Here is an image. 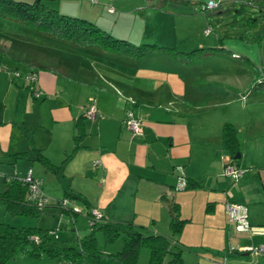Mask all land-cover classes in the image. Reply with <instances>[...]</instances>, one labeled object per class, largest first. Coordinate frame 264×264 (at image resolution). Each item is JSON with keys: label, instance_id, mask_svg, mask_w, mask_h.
<instances>
[{"label": "crops", "instance_id": "0c3cea01", "mask_svg": "<svg viewBox=\"0 0 264 264\" xmlns=\"http://www.w3.org/2000/svg\"><path fill=\"white\" fill-rule=\"evenodd\" d=\"M126 41L134 44L133 39ZM137 42L145 44L141 43L142 40ZM79 49L85 51L86 48ZM95 52L91 53L98 54ZM82 55L81 52L79 61H82ZM170 56L154 50L129 62L136 66L135 69L112 59H100V70L77 68L72 76L64 75L65 80L61 83L49 73L50 69L42 70L43 66L39 65L32 71L34 73L30 72L35 76L31 88L23 83V90L14 85L10 75L2 74L0 193L8 187V178L22 179L28 169L31 176L39 180L41 190L48 198L51 195V199H61L69 193L85 200L87 206L97 209L105 220L110 221V211L118 206L116 197L127 192L131 205L127 209L130 216L127 221L142 227L144 234L163 235L169 239V251L174 248L180 254V262L173 264H193L194 261L196 264H233L251 255L255 257L254 264H262L261 257L248 251L236 238L240 235L259 236L255 243L264 244V170H259L263 178L259 171L254 175L243 170V174L232 181L234 183L228 182L221 174L224 157L220 160V156L226 154L230 157L221 140L223 122L197 114L193 103L172 93L170 85L166 86L169 78L179 80L178 77L161 75L160 64L169 61ZM5 67V71L14 70L8 65ZM34 86L39 90L37 97L33 96ZM164 90L166 95L163 96ZM263 93L264 87L258 86L253 96ZM205 97L207 94L201 96L202 102ZM19 101L23 106L16 114ZM90 101L96 108L93 119L84 116ZM229 101H237L245 108V101L228 99L225 102ZM203 104L208 106L205 102ZM225 105L220 111H226L223 110ZM257 106L255 103L245 115L236 114L235 120L224 118V123L235 127L239 157L242 152L237 131L249 129L251 135L245 140L253 144L254 164L259 156L257 164L263 165L264 151L256 154L255 150L259 140L264 138V124L256 129L258 123L255 120L264 119V100L259 105L260 113L253 110ZM127 108L140 120L141 133L132 134L124 127ZM19 155L25 157L26 164L17 166ZM42 158L55 167L54 171L42 163ZM94 160L99 161L96 167L91 165ZM235 164L239 168L245 166L238 161ZM11 168L13 172L9 174ZM189 181L195 183L188 185ZM88 189L96 195H89ZM106 192L109 197L103 198ZM225 202L246 206L247 219L255 228L254 232L234 229L224 212ZM0 205V222H4L8 214L1 202ZM49 208H44L34 218L9 216L12 220L9 224L40 226L41 214L51 218L48 211L57 210ZM68 215L71 230H88L78 225L77 214ZM173 216L185 220L176 233L169 227ZM49 226L42 228L50 229ZM62 226L66 227L65 223ZM164 260L159 264L168 263Z\"/></svg>", "mask_w": 264, "mask_h": 264}, {"label": "rangeland", "instance_id": "374dc122", "mask_svg": "<svg viewBox=\"0 0 264 264\" xmlns=\"http://www.w3.org/2000/svg\"><path fill=\"white\" fill-rule=\"evenodd\" d=\"M22 1L29 2L30 0ZM43 1L50 8L55 7L53 9H57L58 13L86 19L116 39L126 40L130 38L134 40L135 45L139 43L137 41L142 40L144 42L141 43L150 45L154 43L159 45L158 47L167 48L164 53L171 55V59L160 64L161 75L179 78L177 81L169 78L166 81V86L170 85L172 93L179 95L188 103H193L197 114L209 115L210 120H218L224 123V118L235 120L236 114L245 115L251 107L255 106V103L258 106L253 110L259 111V105L263 104L264 93L258 97L253 96V94L258 86L264 87V84L259 82L261 80L264 82V0L262 2L258 0L252 4L243 0H212L216 6L210 9L202 7L207 0H165L163 2L159 0ZM246 18L256 19L254 26L249 29L242 25ZM89 51H96L95 53L101 57ZM81 52L83 53L82 61H79ZM123 56V54L100 51L96 47H88L85 51H80L79 47L37 33L28 26L10 20L8 17H0V76L2 74L10 75L14 85L22 90L24 89L23 83L31 88V82L25 79V76L29 75L30 72L34 73L32 71H35L39 65L43 66L42 70L50 69L49 73L53 74L61 83L65 80L64 75L72 76L77 68L88 69V71L91 70L90 68L100 70V59H112L135 69L136 66L129 64L135 60L127 61L129 57L124 56L126 58L123 59ZM6 65L14 70L5 71L7 67H3ZM154 80L163 81L162 77L160 80ZM34 88V93L38 96L39 90ZM207 91L214 93H207ZM162 94L163 96L166 95L165 90ZM168 94L171 96V93ZM205 94H207L205 97L207 100L204 98L203 101L208 106L203 104L201 99V96ZM228 99L245 101L243 102L245 108L243 105L237 104V101L226 103L225 101ZM36 101L38 102L39 99ZM19 103L20 106H17L16 114L17 110L23 106L22 101ZM224 105L223 110L226 111H220ZM222 112L223 117H221ZM16 119L18 118L16 117ZM255 121L258 123L256 129H260L264 124L263 117ZM250 135L251 133L247 128L237 131V136L240 139L239 150L242 152L237 161L245 165V168H240L241 170L257 175L259 170H264V164H257L260 162L259 156L256 164H254L253 144L249 140H245ZM245 142L246 144H244ZM258 151L259 153L264 151V138L259 140L255 153L258 154ZM18 157L17 166L26 164L23 155ZM223 157L225 159L227 155L222 154L220 160ZM27 171L28 169L24 173ZM262 171H259V174L263 178ZM12 172L13 168L9 174ZM44 186H47L46 182ZM55 192L58 193V190ZM88 194L96 195L90 189H88ZM50 196L49 200H51ZM102 197H109V192L104 193ZM116 199L118 206L110 211L111 220H109L133 224V222H128L130 216L127 215V209L130 205L129 194L124 192L119 194ZM79 208L81 212L75 216L78 217L76 222L80 227L86 228L89 225L88 218L83 213L84 209L81 206ZM49 209L44 211L47 212ZM48 213L52 217L48 218L41 214L42 219L39 220V223L41 227L51 225L49 226L51 232L48 235L56 245L72 244L77 238L88 233L87 229L71 230L70 217L66 213L58 209L55 212L49 210ZM4 222L12 224L8 215H5ZM62 223H65L66 227L62 226ZM138 228L141 233H145L142 227ZM94 234L97 246L105 254L104 257H101L99 264H119L110 259L107 254L120 250V239L104 243L100 231H95ZM258 237L250 238L246 235H240L236 239L239 244L245 245V248H255L257 246L255 240ZM172 249L174 251V248ZM254 254L256 253L254 252ZM147 258L148 249L139 247L134 264H147ZM164 259H166L164 263L167 262L170 259V254L166 253ZM254 260L255 257L251 255L245 260L233 264H254ZM196 263L197 261L193 262V264ZM4 264H54V260L45 254L32 257L26 251L16 250L14 256Z\"/></svg>", "mask_w": 264, "mask_h": 264}, {"label": "trees", "instance_id": "16d2710c", "mask_svg": "<svg viewBox=\"0 0 264 264\" xmlns=\"http://www.w3.org/2000/svg\"><path fill=\"white\" fill-rule=\"evenodd\" d=\"M158 1V0H156ZM160 2L165 0H159ZM246 3H255L258 0H243ZM262 2V0H260ZM0 17H8L10 20L28 26L31 30L59 39L62 42L80 48L97 47L105 52L124 54L129 59L137 60L139 57L151 54L154 50L165 52L167 48L157 47L152 44L134 45L123 39H116L106 31L96 27L86 19L58 13L57 10L48 7L43 0L16 1L0 0ZM255 18H246L242 24L247 29L254 26ZM171 49V48H170ZM203 51V50H201ZM259 82H264L261 80ZM264 86V85H263ZM221 140L223 148L229 153V158L234 162V154L237 153L236 130L229 123L221 126ZM42 163L50 170L55 169L42 158ZM8 187L0 193V202L3 204L8 216L36 217L44 208L58 209L63 213L76 215L72 206L90 208L86 201L76 196L65 193L61 199H68L70 205L63 207L61 199L48 200L44 207H36L32 201L27 200V189L17 177L8 178ZM193 184L195 182H188ZM73 200V201H72ZM75 200L77 202H75ZM175 207L172 210L174 212ZM185 220L173 216L169 227L173 233L179 232ZM132 223H118L107 220L91 222L87 226L88 233L72 244L56 245L50 240L48 233L51 229L40 226H12L6 222H0V264L11 259L16 250L26 251L32 257L45 254L54 260V264H99L105 254L97 246L95 231H100L104 243H110L120 239L121 248L115 253L107 254L110 259L119 264H134L139 247L149 250V264H159L166 253L170 254L167 264L180 262L178 251H169L170 240L163 235L143 234ZM38 238V242L33 241Z\"/></svg>", "mask_w": 264, "mask_h": 264}, {"label": "built area", "instance_id": "2783aa9c", "mask_svg": "<svg viewBox=\"0 0 264 264\" xmlns=\"http://www.w3.org/2000/svg\"><path fill=\"white\" fill-rule=\"evenodd\" d=\"M90 1H95V0H90ZM215 6L216 4L212 0H207L202 7L205 9H210ZM25 79L29 80L30 82H34L35 76L33 74H29L25 76ZM33 96L35 97L37 96V94L34 93V91H33ZM84 116L90 119H93L96 116V108L92 101H90L86 105ZM123 124L124 127L130 133L132 134L141 133V129H142L141 122L134 115L133 111L130 108H127L124 112ZM97 165H99V161L94 160L92 162V166L96 167ZM222 174L223 176L227 177L229 181L232 182V181H236L243 174V170H241L231 158L227 157L223 160ZM21 182L27 189V193H26L27 200L32 201L35 204V206L38 208L44 207L47 204L49 198L46 195H44V193L42 192L39 180L31 176L30 170H28L26 176L21 179ZM60 202L63 207L70 205L68 199L66 198L61 199ZM223 208L229 222L232 223L234 229L237 232H250V233L254 232L255 228L252 227L247 221L246 207L244 204L225 202ZM71 209L73 212L76 213L81 212L80 208L77 206H72ZM83 213L88 218L89 223L104 220L102 213L95 208H89L87 210H84ZM33 241L37 243L38 238L33 237ZM247 249L248 251H253L257 255H259L262 258V264H264V244H259L255 248H247Z\"/></svg>", "mask_w": 264, "mask_h": 264}, {"label": "water", "instance_id": "95a60500", "mask_svg": "<svg viewBox=\"0 0 264 264\" xmlns=\"http://www.w3.org/2000/svg\"><path fill=\"white\" fill-rule=\"evenodd\" d=\"M238 158H239V154L238 153L234 154L233 159H238Z\"/></svg>", "mask_w": 264, "mask_h": 264}]
</instances>
